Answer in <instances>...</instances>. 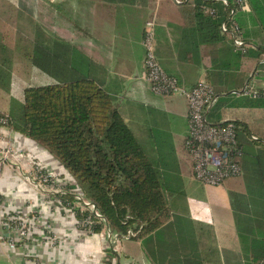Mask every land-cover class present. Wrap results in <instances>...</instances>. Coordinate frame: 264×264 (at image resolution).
Returning <instances> with one entry per match:
<instances>
[{
  "label": "trees",
  "instance_id": "obj_1",
  "mask_svg": "<svg viewBox=\"0 0 264 264\" xmlns=\"http://www.w3.org/2000/svg\"><path fill=\"white\" fill-rule=\"evenodd\" d=\"M245 3L246 8L233 16L255 51L235 50L232 39L220 32L229 8L219 0L178 4L182 26L176 46L180 60L196 66L207 63L205 79L217 94L208 120L234 124L241 151L238 177L244 192L230 191V204L244 245V264H264V93L262 89L249 95L233 93L245 85L239 72L244 56L252 54L256 59L253 75H264V0ZM61 13L63 7L49 0L19 1L16 47L29 60L34 75L44 81L11 88L12 56L0 44V87L11 88L8 127L51 153L84 198L94 203L104 220L89 210L75 214L78 218L91 214L93 231H101L106 224L113 232L131 229L134 234L129 239L139 240L171 225L166 254L173 259L178 256L180 264H204L182 214L184 195L171 168L172 159L160 151L151 154L137 140L110 93L90 74L88 57L53 29L54 23L63 25ZM173 76L180 85L179 77ZM61 198L73 199L71 195ZM176 244H185L179 253ZM107 255L110 258L114 252L108 249Z\"/></svg>",
  "mask_w": 264,
  "mask_h": 264
},
{
  "label": "crops",
  "instance_id": "obj_2",
  "mask_svg": "<svg viewBox=\"0 0 264 264\" xmlns=\"http://www.w3.org/2000/svg\"><path fill=\"white\" fill-rule=\"evenodd\" d=\"M19 1L0 0V44L5 45L7 54L11 56L17 47L11 48L6 42L12 37L16 41L19 38L16 31ZM49 1L63 7V14H60L63 15V25L54 23L53 29L88 57L90 74L110 93L114 106L137 140L151 154L160 151L172 159L171 168L177 174V184L184 195L182 214L187 217L191 229L189 233L193 235L191 238L199 259L204 264H244V245L236 232L228 194L230 191L244 192L242 179L227 178L220 185L205 186L192 177L191 162L184 148L188 131L185 98L179 93L166 96L155 94L142 78V39L146 23L154 20L156 55L164 70L179 77L180 85L186 88L201 79L206 80L205 60L196 66L178 58L176 45L182 26L178 4L174 0ZM255 50L249 47L245 52ZM255 66L254 56L246 55L241 59L239 72L245 79L244 87L248 84L250 90L256 92L262 89L264 93V75H253ZM3 110L0 108V112ZM2 132L12 138L16 148L28 150L56 172H65L54 156L35 141L10 128H3ZM138 137L147 140L141 142ZM13 166L16 165L5 163L0 170V233H6L4 213L27 211L37 199L45 198L20 179ZM40 205L39 212L52 220L56 240L44 231L34 232L23 244L13 248L2 240L0 264H26L27 258L49 264L181 262L178 256L173 259L166 254L169 248L166 237L167 232L172 231L171 225H164L143 239L121 240L110 247L104 230L83 236L72 226V217L66 216L51 201L46 200ZM184 246L176 244L178 253ZM108 249L114 252L110 258Z\"/></svg>",
  "mask_w": 264,
  "mask_h": 264
},
{
  "label": "built area",
  "instance_id": "obj_3",
  "mask_svg": "<svg viewBox=\"0 0 264 264\" xmlns=\"http://www.w3.org/2000/svg\"><path fill=\"white\" fill-rule=\"evenodd\" d=\"M219 1L223 6L229 8L228 20L220 24V32L232 39L235 50L239 52L243 53L249 47L255 48L254 44L244 40L239 25L233 16L238 9L246 8L245 0ZM174 2L179 4L181 0H174ZM205 10L209 13L214 12V9L208 7H205ZM142 46L144 48L142 78L147 82L150 90L155 94L164 96L179 93L186 100L188 131L184 148L191 162L192 177L205 186H217L227 178L240 176L242 169L238 156L241 151L237 145L234 124L223 120L212 123L207 117L208 111L217 101V94L214 92L213 87L204 79L199 80L192 87H183L179 85L176 77L164 70L156 55L154 20L146 23ZM253 92L255 91L246 90L245 87L241 91H233L237 95H249ZM8 122L7 114L0 113V170L5 161L7 162L9 155H14L16 159H22L23 156H26L23 148H15L13 143L10 144L3 139L6 135L2 130L8 127ZM253 138L255 139V137ZM14 164L16 165V162ZM31 165L32 171L24 177V182L37 193H46L45 196H42L43 198H48V194L52 191L51 186L58 187L57 196L60 198L61 195H71L73 197L71 201L61 198L62 200H55L56 205L54 204V206L62 209L66 216L72 217V226L74 229H78L81 235H93L95 233L92 229L94 220L91 214L101 220L104 219L97 211L94 203L84 198L83 191L70 174L65 171L63 172L65 175L59 178L58 173L47 164L41 165L39 162H32ZM45 187H48V189H45ZM76 210L81 212L89 210L91 214L78 218L75 215ZM3 216L6 233H0V241H6L12 248L17 244H23L31 234L36 232L37 215L35 213L29 217L27 211H10L4 213ZM102 230L106 233L110 247L118 244L121 240L129 239L134 234L131 229H128L125 233L113 232L106 224ZM53 232L54 229H52ZM26 264L49 263L40 262L35 258H27Z\"/></svg>",
  "mask_w": 264,
  "mask_h": 264
},
{
  "label": "rangeland",
  "instance_id": "obj_4",
  "mask_svg": "<svg viewBox=\"0 0 264 264\" xmlns=\"http://www.w3.org/2000/svg\"><path fill=\"white\" fill-rule=\"evenodd\" d=\"M12 37L10 40H8L6 43L9 44V46L11 48H15V45L17 46V41L16 39ZM14 54L12 56V64H11V70H10V75H11V82H10V87H14L16 89L20 88L18 86L21 85H26V84H30L32 82H42L44 81L42 78H40V76H35L33 69L30 65L29 60L24 57L18 49H14L13 50ZM19 83V84H18ZM11 88L10 90L6 91L5 89L0 87V108L4 109V112H0L1 114H7L9 107H10V92H11ZM6 108V109H5ZM9 128V127H7ZM5 141L7 140L10 144L13 143L12 138L9 135H6L3 138ZM138 139L141 142H145L147 139L143 138V137H138ZM13 146L15 147L14 143ZM16 148V147H15ZM26 156H23L22 159H16L14 157V155H9V157L7 158V162L5 161V163L11 164V163H15L16 162V166H19V168H16V166L14 167V171L16 172L17 176H19L20 179H24V177L28 174L31 173L32 169L30 166H32V162H39L42 164L41 161H39L38 159H36L35 157L32 156V154L28 153L29 151L24 149ZM25 164V165H24ZM23 166H29L28 168L25 167V169L23 168ZM56 172V171H55ZM59 178H62L65 174L62 172H57ZM45 189H48V187H45ZM51 192L48 194V198H44V199H37L36 200V204L32 205L31 208L29 210H27V216L30 217L31 214H36V231L42 230L45 233H47V236L50 238H54L56 236L55 233V228H53V224H52V220L49 219V217L45 218L43 216V212H39V208L41 207L40 204H42L43 202H46V200L51 201L53 204L56 205L55 200L61 199L60 197L57 196V191H58V187L57 186H51ZM46 194V193H45ZM45 194L42 193H38V195H40L41 197ZM62 200V199H61ZM60 200V201H61ZM63 202V201H61ZM65 203V202H63ZM44 218V219H43ZM46 219V220H45ZM45 220V222H44ZM50 220V221H49ZM52 229H54V232L52 233ZM51 243H52V239H51Z\"/></svg>",
  "mask_w": 264,
  "mask_h": 264
}]
</instances>
